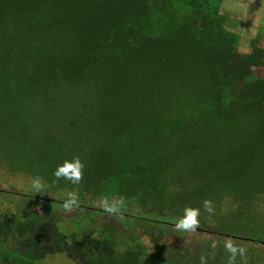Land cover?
<instances>
[{"label": "trees", "instance_id": "16d2710c", "mask_svg": "<svg viewBox=\"0 0 264 264\" xmlns=\"http://www.w3.org/2000/svg\"><path fill=\"white\" fill-rule=\"evenodd\" d=\"M223 2L0 0V166L42 183L0 186V264H264V46Z\"/></svg>", "mask_w": 264, "mask_h": 264}, {"label": "rangeland", "instance_id": "374dc122", "mask_svg": "<svg viewBox=\"0 0 264 264\" xmlns=\"http://www.w3.org/2000/svg\"><path fill=\"white\" fill-rule=\"evenodd\" d=\"M222 8L229 13L231 17V29L240 35V51L242 53L250 52V41L259 36L261 39L260 45L264 46V0H224ZM255 73L258 76H263L264 68L256 69ZM11 185H16L18 189L23 192L28 190V186L32 185V180L26 175H13L9 173L7 169L0 166V186L2 188H7ZM37 209L43 211L44 207L40 205ZM123 236L129 235L127 232H124ZM191 236L198 239L203 238L195 233ZM168 237L169 243H174L177 238L176 234H170ZM205 237L209 239V236ZM144 242L148 247H153V240L151 237L145 236ZM152 252L154 251L152 250ZM160 256L161 258H165L166 252L163 251ZM53 262L55 264H75L72 257L66 254L57 255L56 258L53 259Z\"/></svg>", "mask_w": 264, "mask_h": 264}, {"label": "clouds", "instance_id": "9594fccd", "mask_svg": "<svg viewBox=\"0 0 264 264\" xmlns=\"http://www.w3.org/2000/svg\"><path fill=\"white\" fill-rule=\"evenodd\" d=\"M84 165L79 159V157H73L71 159L64 160L61 164L57 165L53 175L56 178H64L72 183H77L81 180L82 169ZM32 187L36 190L42 188V183L39 177H34L32 180ZM76 202V196L73 194L68 195V199L63 204L64 209L70 210L71 207ZM204 211L211 214L213 212L211 202L205 200L203 202ZM200 215L199 208L185 207L183 210V215L177 221L175 228L177 230H182L186 232L195 231L199 221L198 217ZM215 245H213L214 247ZM226 251L229 253L227 258V264H236L237 257L243 258L245 256V249L243 247H238L231 242L225 243L224 245ZM203 264V262H202Z\"/></svg>", "mask_w": 264, "mask_h": 264}]
</instances>
